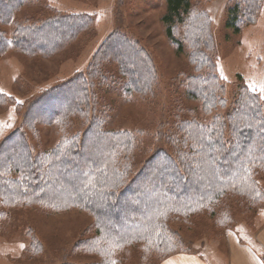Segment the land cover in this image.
<instances>
[{
    "label": "rangeland",
    "instance_id": "obj_1",
    "mask_svg": "<svg viewBox=\"0 0 264 264\" xmlns=\"http://www.w3.org/2000/svg\"><path fill=\"white\" fill-rule=\"evenodd\" d=\"M22 2L11 12L8 22H0V31L8 41L16 24L35 25L58 16H78L84 24L48 55L29 54L11 46L0 53V146L18 130L30 152L38 155L56 150L67 136H82L98 122L102 130L93 129L92 134L125 132L131 139L130 183L155 155L165 153L171 157L180 153L175 150H184L181 139L198 150L196 155H204L200 140L204 125L207 129L217 116L227 117L237 110L243 94H252L264 108V91H260L264 88V0L250 21L244 17V0H189L188 17L173 27L179 47L166 36L162 21L165 0ZM232 12L239 25L237 30L227 25ZM110 39L112 43H107ZM127 40L135 44L130 46L140 58L133 60L138 73L153 72L146 94L133 89L125 94L127 78L113 60L129 53L125 49L130 48ZM106 44L108 48L113 44V50L107 51ZM195 49L203 53V58L191 55ZM100 52L106 53L102 57ZM80 75L87 79L86 112L53 117L51 112L63 109L73 96L50 90ZM199 75L212 76L223 99V105L210 112L196 93H188L191 78ZM202 84L197 80L192 86ZM253 86L257 91H252ZM95 141L98 145L93 142L88 150L98 155L104 147ZM86 155L92 158V153ZM154 164L152 161L147 167ZM20 176L11 173L13 179ZM256 178L261 193L255 200L228 195L212 206L211 212L202 210L190 218L176 217L170 211L169 217H164L172 247L164 242L169 234L153 228L137 245L113 253L115 258L109 260L105 254L112 253L108 248L111 244L104 238L111 236L105 232L97 235L96 220L90 212L76 207L55 210L23 198L16 190L15 195L0 197V264H158L169 251L222 252L227 231L254 244L264 256V250L253 241L264 227V169H257ZM150 184L166 187L161 179ZM88 238L105 242L108 250L99 246L100 255L96 256L77 247Z\"/></svg>",
    "mask_w": 264,
    "mask_h": 264
},
{
    "label": "trees",
    "instance_id": "obj_2",
    "mask_svg": "<svg viewBox=\"0 0 264 264\" xmlns=\"http://www.w3.org/2000/svg\"><path fill=\"white\" fill-rule=\"evenodd\" d=\"M22 1L0 0V22H8L11 12L18 8ZM244 1L246 6L244 17L248 21L253 20L261 0ZM165 2L166 11L162 21L166 26V36L179 47L173 27L175 23L182 22L188 17L190 2L189 0ZM83 24L78 16L48 18L29 26L16 24L11 41H8L0 31V53L11 46L29 54L48 55L60 48L69 37L75 36L83 28ZM227 25L234 27L235 30L239 28L234 13ZM118 38L117 36L116 39ZM129 43L131 41L127 44L135 47V44ZM105 47L107 51L113 50V44L109 48L106 44ZM127 47L125 49L129 53L126 52L124 56L117 54L119 58L113 59L119 65L120 73L127 78L125 94L131 93L132 89L141 95L146 94L150 91L149 83L153 72H143V79V73H138L133 61L140 58L132 51V46L131 49ZM200 52L195 49L191 55L196 54L197 58L198 55L203 58V53ZM105 53L99 54L103 57ZM197 60L195 58V65L198 63ZM147 76L149 79H146ZM191 79L188 93L191 95L196 93L206 105V111L210 112L219 104L223 105L221 93L217 90L219 86H216L212 76L199 75ZM85 80L87 79L80 75L50 90L51 92L56 90L57 95L73 96L69 103H65L63 109L51 112L53 117L61 119L68 115H84L86 112L84 106H87L88 101ZM197 80L203 84L199 87L192 86ZM241 102L238 109L227 117L217 116L207 129L204 125L203 136L200 139L201 145L205 147L204 155H196L198 150L189 148L191 144L181 139L180 144L184 150H175L180 153L171 157L165 153L155 155L152 159L155 161L153 167H147L151 165L150 161L147 168L140 171L130 183L128 181L132 173L133 150L131 139L125 132L92 134L93 129H101L100 124L94 122L82 136L79 134L67 136L59 142L56 150L34 155L17 130L0 146V197L15 195L14 192L17 190L21 192L23 198L35 200L40 205L55 210L76 207L90 212L96 220L97 235L105 232L111 236L104 238L110 240L111 247L108 248L112 251L107 252L105 257L108 260L113 259L121 250L141 242L144 236L152 233L153 228L168 236L166 229L168 220L164 216L169 217L170 211H174L176 217L190 218L202 210L211 212L212 206L228 195L255 200V196L261 193L256 175L257 169H264L262 131L264 108L262 109L257 98L249 93L241 96ZM60 116L62 117L59 118ZM95 140H99L102 148L104 147L99 150L101 155L88 150ZM96 144L98 145L97 142ZM12 152L16 153L7 156ZM91 153L92 158L88 159L85 154ZM70 165L72 166L69 167ZM54 169L56 178L53 177ZM12 172L20 173V178L13 179ZM160 179L166 187L158 188L157 184H150L151 181L156 182ZM152 199L154 201H150ZM98 237L103 239V236ZM171 239L170 234L168 238H164L168 247H172L174 243ZM105 245V242L100 243L97 238H88L79 242L77 247L99 256L98 247L107 248ZM177 252L182 251H169L162 258ZM262 261L264 262L263 254ZM99 264L103 263L99 261Z\"/></svg>",
    "mask_w": 264,
    "mask_h": 264
},
{
    "label": "crops",
    "instance_id": "obj_3",
    "mask_svg": "<svg viewBox=\"0 0 264 264\" xmlns=\"http://www.w3.org/2000/svg\"><path fill=\"white\" fill-rule=\"evenodd\" d=\"M253 241L264 250V227L255 234ZM207 250L177 252L162 258L158 264H264L261 250L249 241L240 239L233 231H227L222 252Z\"/></svg>",
    "mask_w": 264,
    "mask_h": 264
},
{
    "label": "snow or ice",
    "instance_id": "obj_4",
    "mask_svg": "<svg viewBox=\"0 0 264 264\" xmlns=\"http://www.w3.org/2000/svg\"><path fill=\"white\" fill-rule=\"evenodd\" d=\"M252 91L255 92L257 91V88L255 86L252 87ZM260 91H264V88H261ZM264 98V97H262ZM10 127V125H8ZM248 127H250L251 125H247ZM262 131H264V129H262Z\"/></svg>",
    "mask_w": 264,
    "mask_h": 264
}]
</instances>
